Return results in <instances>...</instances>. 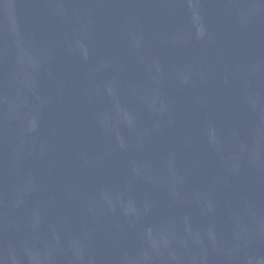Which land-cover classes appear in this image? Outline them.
<instances>
[{
    "label": "water",
    "instance_id": "95a60500",
    "mask_svg": "<svg viewBox=\"0 0 264 264\" xmlns=\"http://www.w3.org/2000/svg\"><path fill=\"white\" fill-rule=\"evenodd\" d=\"M0 264H264V0H0Z\"/></svg>",
    "mask_w": 264,
    "mask_h": 264
}]
</instances>
